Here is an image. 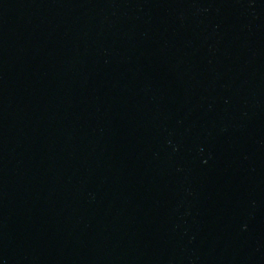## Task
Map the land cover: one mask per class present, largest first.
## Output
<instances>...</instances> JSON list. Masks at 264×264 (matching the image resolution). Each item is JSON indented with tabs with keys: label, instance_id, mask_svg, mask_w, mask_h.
Returning <instances> with one entry per match:
<instances>
[{
	"label": "water",
	"instance_id": "95a60500",
	"mask_svg": "<svg viewBox=\"0 0 264 264\" xmlns=\"http://www.w3.org/2000/svg\"><path fill=\"white\" fill-rule=\"evenodd\" d=\"M0 264H264V0H0Z\"/></svg>",
	"mask_w": 264,
	"mask_h": 264
}]
</instances>
